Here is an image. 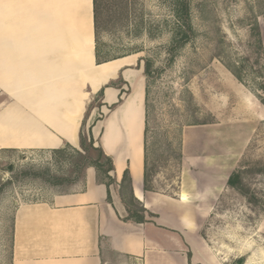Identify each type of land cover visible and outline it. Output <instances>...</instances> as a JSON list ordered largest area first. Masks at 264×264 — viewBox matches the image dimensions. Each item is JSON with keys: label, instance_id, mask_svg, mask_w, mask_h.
<instances>
[{"label": "crops", "instance_id": "crops-1", "mask_svg": "<svg viewBox=\"0 0 264 264\" xmlns=\"http://www.w3.org/2000/svg\"><path fill=\"white\" fill-rule=\"evenodd\" d=\"M225 78L234 121L185 127L180 191H145L141 60L96 64L93 0H0V152L79 149L87 107L101 92L85 128L112 160L117 184L128 171L133 197L155 216L123 222L115 189L109 201L90 168L80 190L15 203L10 264H222L200 235L202 224L264 121V105L230 72ZM205 128L217 139L190 151V134Z\"/></svg>", "mask_w": 264, "mask_h": 264}, {"label": "rangeland", "instance_id": "rangeland-1", "mask_svg": "<svg viewBox=\"0 0 264 264\" xmlns=\"http://www.w3.org/2000/svg\"><path fill=\"white\" fill-rule=\"evenodd\" d=\"M170 2L107 0L100 9L97 39L103 59L137 56L143 69L151 60L158 70L146 86L149 186L176 196L180 191L182 130L234 121V91L223 85L228 71L225 64L238 68L241 84L264 105L256 97L264 99V91L257 88L263 83L264 72L257 44L259 40L262 48L264 43V0H191L196 37L168 65L164 49L174 23ZM100 104L98 97L89 106ZM217 137L212 129H203L190 140V151ZM67 152L68 161L48 150L1 151L0 184L21 170L47 166L53 173L72 179L69 162L74 157L70 149ZM235 171L241 172L254 202L248 203L239 192L224 188L204 219L200 235L222 264H264V121ZM84 181L51 188L26 178L5 186L0 197V264H10L15 203L46 202L56 194L82 189Z\"/></svg>", "mask_w": 264, "mask_h": 264}, {"label": "trees", "instance_id": "trees-1", "mask_svg": "<svg viewBox=\"0 0 264 264\" xmlns=\"http://www.w3.org/2000/svg\"><path fill=\"white\" fill-rule=\"evenodd\" d=\"M107 0H93V15H94V36H95V61L96 64L106 63L110 60H105L101 57L99 47H98V30H99V15L100 9H104ZM170 11L174 20L173 27L171 30V39L164 49L168 65L172 64L175 60L177 54L189 44L195 37L196 31L192 22V8L191 0H171ZM258 51H260L262 56L261 43L257 42ZM226 69L240 82L241 76L240 71L235 66H230L225 64ZM158 71L154 68L153 62L148 60L144 64L143 75L146 81L153 76V73ZM261 80L263 83L257 87L260 91H264V72L262 73ZM114 84H110L109 87H113ZM101 97V92L98 95ZM262 104H264V99L261 96H256ZM119 100L118 103H120ZM98 105V107H100ZM96 107V108H98ZM88 105L85 119L82 123V130L85 127V120L89 115V110L94 109ZM113 108V106L111 107ZM145 129H144V172H143V187L145 191H153L151 186H149L151 181V176L148 171V154H147V135H148V117H147V105H146V115H145ZM82 130L79 134V148L80 150H75L70 146L66 145L64 148L52 150L51 153L54 157L58 159H63L68 161L67 149L73 152L74 161L69 162V170H71L74 178L70 179L66 177V174H55L50 167H40V168H29L21 170L12 180L0 184V197L4 190V187L13 183L12 181H21L26 178H32V180H38L44 185H48L51 188L56 186L67 184H77L80 180H84L85 173L88 169H93L95 173L96 183L99 185H104L108 189V200L111 201V196L109 189L114 188L117 194V198L124 209V216L122 218L123 222L143 224L151 221L155 216L145 210L142 205L133 197L130 188V179L128 171H125L122 180L117 184L116 180L111 175L114 168L112 160L107 157L100 147H94V141L91 135V129L87 131L84 137ZM92 152H95V157H92ZM182 158V157H181ZM68 169V168H67ZM67 173V171H66ZM228 189L235 190L242 195L248 203L254 202L253 197L249 193V189L244 185L242 174L239 171L233 172L226 184ZM12 229V227H11ZM12 236V234H11ZM12 246V245H11ZM189 257V255H188Z\"/></svg>", "mask_w": 264, "mask_h": 264}, {"label": "bare ground", "instance_id": "bare-ground-1", "mask_svg": "<svg viewBox=\"0 0 264 264\" xmlns=\"http://www.w3.org/2000/svg\"><path fill=\"white\" fill-rule=\"evenodd\" d=\"M111 70H112V69L109 68V65H108V66H107V65H104V70H103V71H104L105 73H108V72L111 71ZM96 76L98 77L99 75L96 74ZM96 76H95V77H96ZM88 77H89V76H88ZM97 77H96V78H97ZM78 109H79V108H78ZM186 134H187V133H186ZM197 134H199V133H196V134H190V139H188V142H190V140H191L193 137H195ZM0 142H1V141H0ZM187 148H188V147H187Z\"/></svg>", "mask_w": 264, "mask_h": 264}, {"label": "water", "instance_id": "water-1", "mask_svg": "<svg viewBox=\"0 0 264 264\" xmlns=\"http://www.w3.org/2000/svg\"><path fill=\"white\" fill-rule=\"evenodd\" d=\"M9 169H10V167H9Z\"/></svg>", "mask_w": 264, "mask_h": 264}]
</instances>
